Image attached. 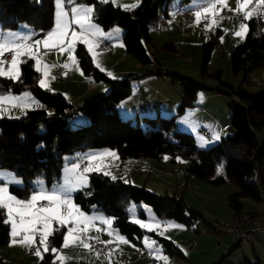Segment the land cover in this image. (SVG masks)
<instances>
[{"label": "trees", "instance_id": "16d2710c", "mask_svg": "<svg viewBox=\"0 0 264 264\" xmlns=\"http://www.w3.org/2000/svg\"><path fill=\"white\" fill-rule=\"evenodd\" d=\"M173 1L140 0V4L131 11H125L112 2L101 4L98 0H76V3L94 5L92 19L103 29L120 27L124 31L126 52L140 64L147 65L152 62L148 50L152 43L149 25L160 10L167 13ZM54 19V0H0V25L4 29L15 30L21 23H26L33 31L44 32L54 26ZM246 23L244 41L230 52L232 72L236 75L243 73L245 79L256 69L264 68V18L253 16ZM214 43V35L211 34L210 39L202 44L203 73ZM75 56L86 76L112 85L110 92L97 93L78 108L89 121L77 128L69 125L68 116L73 107L65 96L39 86L41 76L32 59L20 64L18 79L0 77V94L30 91L45 105V108L29 110L17 119L0 118V168L12 171L24 182L21 187L13 185L11 194L19 198L29 196L34 190L35 179L44 180L46 187L51 188L60 182L67 156L95 148H110L122 160L161 161L167 155L171 156L172 162L177 157L186 160L185 177L193 175L213 185L234 184L237 190L227 198L233 216L242 213L260 215L261 212H244L242 200L250 198L256 203L264 200L260 188V185L264 188V138L259 139L256 135V129L264 125V88L257 92L248 91L241 85L234 88L221 80L220 72L211 73V77L230 91L227 94L232 97L228 104L231 133L208 148H200L192 134L177 130L175 115L170 118L144 116L143 126L138 122L133 124L130 119H122L117 105L130 97L131 80L135 77L129 74L125 79L110 78L96 67L83 44L77 45ZM182 80L185 89L177 114L193 104L197 91L203 87L191 79ZM46 107L53 111L49 113ZM253 177L255 181L250 183L249 179ZM74 202L83 212H99L111 218L113 227L139 249L142 248L143 235L149 234L163 245L165 253L184 258L183 250L172 241L131 222L127 207L132 202L138 206L147 204L158 218L173 219L187 226L202 219L201 214L189 208L181 197L159 196L144 187L134 186L121 178L112 179L101 172L89 174L88 185L74 194ZM140 215L145 217L143 212ZM8 237L9 226L0 223V246L7 243ZM48 244L50 248L61 246V232L50 236ZM236 248L238 246L234 245L230 251ZM39 264H56L54 254L50 250L44 253Z\"/></svg>", "mask_w": 264, "mask_h": 264}, {"label": "rangeland", "instance_id": "374dc122", "mask_svg": "<svg viewBox=\"0 0 264 264\" xmlns=\"http://www.w3.org/2000/svg\"><path fill=\"white\" fill-rule=\"evenodd\" d=\"M116 1L122 5H130L131 2H135V4L138 5L140 4V0ZM207 4L208 0H189L188 2H183V0H174L169 5L167 13L163 10L159 11L157 18L149 25L152 43L148 46V50L152 55V62L147 65L138 64L149 70L148 73L140 75L139 77V79L145 81L146 85H138L136 84L135 79L131 80L132 96L136 95L138 93V89L141 87L143 90L147 91L148 87L153 89L161 88L166 92L159 94L162 97V100H160L158 105L154 106H162L160 114L153 113L142 115L138 119L139 121H137L135 117H130L133 124L138 122L143 126L144 123L142 121V117L144 116H160L170 118L175 115L177 130L192 134L196 139L197 146H201L200 148H208L209 146L219 142L210 141V138H208L209 136L203 134L201 130H205L208 134H211V130L209 128L212 129L222 126L226 129L224 136L231 133V130H229L230 111L228 104L232 100V97L227 94L230 92L229 89L221 85L219 80L211 77V73L214 74L216 72H220L221 80L231 84L234 88H238L241 85L243 88L251 92H257L264 88V68L256 69L252 73L248 74L246 79L243 73L236 75L231 70L230 52L233 48L244 41L247 34L246 31L243 36L235 35L237 31H240V25H247L246 22L248 20L243 17L242 12L237 13L235 11V9H237L238 0H227L226 5L217 4L213 9V12L215 13L214 15L203 12V8L207 6ZM54 5L56 13L55 0ZM84 5L94 6L91 4ZM249 10L252 12L251 17L260 15L264 18V4L260 3V0H252L249 4ZM197 11L201 12L199 23L205 20L210 21L206 27H199V23H197V17L195 15ZM92 22L98 25L95 21H93V19ZM98 26L101 28L104 35L89 37V39L94 41L92 52L94 54L93 56L96 57V60L100 64V68H102V66H107L108 68V65H111L116 57L121 56V53H119L120 50L122 49L125 51V48L122 40L119 41L122 37H116L111 29L106 30L100 25ZM53 27L50 30H52ZM73 27L76 26L73 25ZM112 28L119 29V31L122 30L118 26H114ZM50 30L44 32L38 31V35H42V33L47 34ZM2 31V33L0 32V43L25 44V42H27L26 45H32L31 51L35 53V56L30 58L26 54L21 55L18 58V60L21 61L20 63L18 62L19 70L20 64L26 59H32L35 68H37L36 60L38 59L40 61L39 67L42 69V64L44 62L54 60L59 56H69L67 51L62 52L60 49L56 52L42 51V48H44L42 47V44L39 46L35 45V41L38 40V35L34 38L28 39V37L25 36L24 30L21 32L17 29L12 30L3 28ZM109 33H112V35L108 36ZM70 34L71 33H69V35ZM211 34L214 35L215 43L211 58L207 64L206 72L203 73L201 62L202 44L210 39ZM102 41H109L111 43V48L108 50L101 49L100 43ZM67 42L68 41L66 40L65 43ZM78 44L81 43L77 41L75 48ZM127 57L131 59L133 63H138L130 54H127ZM6 63L8 62L3 63L4 69H7L12 62L10 64ZM127 63L129 64L127 59L122 57V63L119 66L122 68L124 65H127ZM116 70L118 69H112L113 72L110 73L111 75H109L106 71L103 72H105L110 78L115 77L125 79L127 77H124V74L116 72ZM159 71L162 73H157ZM39 73L41 76L40 71ZM41 78L42 76L39 80ZM183 78L191 79L203 87L197 91L196 99L193 104L188 105L185 108V111L177 114L178 108L169 109L168 105L172 103L170 98L174 99L176 97L183 96L185 89L182 80ZM48 80L52 81L54 79L48 78ZM44 88L51 90L47 86ZM110 90L105 93L110 92ZM29 93L32 92L29 91ZM2 95H11L15 97L14 95L8 93L0 94V96ZM19 99L23 102L21 98ZM134 102L136 101L133 98H128L126 102L121 101L117 105V108L121 111L120 117L122 119H128V117L123 115V111L133 108L131 105ZM141 104L138 103L137 106L142 107ZM154 107L144 109H153V111H156V108ZM46 108L49 113L53 111L51 108ZM73 113H75V119L84 115L83 112L78 109L75 110V112H71V114ZM17 116H20L19 110L7 105H5L4 111L0 112V118H19ZM69 118H71V116ZM86 124L88 123H79L77 125L70 123V127L77 128ZM256 135L259 139L264 138V125L256 129ZM197 140L201 143L203 142L205 145H200L201 143L199 144V141ZM106 151L112 152L115 155L98 158L93 160L90 164L87 162L88 156ZM69 158L70 156H67L66 160L68 161ZM175 160V162H172V158L169 155L164 156L161 161H154L152 159L136 160L146 162V164H149L148 166L151 165L154 168V171H152L151 177L147 181L145 187L144 181H142L141 177L138 179V183H134L139 177L135 176L134 174L136 173L133 171L126 170L127 172H125V165L121 167L120 164L123 160L114 150L110 148H95L81 153L78 159H75L74 163H71L69 167L67 162H65L64 167L62 168L60 182L56 183L51 188H47L44 180L42 179H35L33 181V186L34 188L41 187L44 190H52L55 187L57 191L62 192L64 187H67L75 182V174L72 172L73 164L79 163L81 165L83 163H87L86 166L89 168V171L85 173L87 185L89 183L90 173L106 172L112 179L113 177L114 179L121 178L129 183L130 180L128 177H130L132 179L131 182L134 183H131L132 185L144 187L146 190L159 196L175 195L176 197H181L189 208L196 210L202 216V219L198 220V222L192 226H187L186 224L173 219L158 218L153 209L147 204H141L138 206L133 202L130 203L127 207V215L131 222L133 220H140L154 225L159 224L160 226L154 231L145 230L148 232H155L159 236L172 241L177 247L183 250L186 255L185 258L165 253L163 251V245L158 242L155 245L154 250L150 251L149 248L145 246V239L157 240L149 234L143 235L142 248L139 249L123 234H121L118 229L114 228L113 225L106 226V230H104V225L100 224L98 221V223H95L94 225L91 223L87 226L80 225L76 230V234L79 235L86 243H88L89 240H97L101 243L110 242L108 244L115 245V249L109 252H99L91 248L85 249L79 244L68 248H63L62 244L59 247L53 246L58 249V252L54 255V261L56 264H244L246 262V258L251 260L252 257H255L248 244H243L230 252L229 250L235 245L233 238L230 235V237L225 234L219 235L215 230L217 221L233 217V211L228 204L227 198L230 193L237 190L234 184L225 183L221 185H213L208 181L199 179L193 175L185 177L188 161L178 157ZM131 167L132 165L130 168ZM0 171L15 176V174L10 170L0 168ZM78 171L83 172L80 168ZM18 179L21 182L18 186H23L24 184L22 179L19 177ZM249 181L250 183H253L255 181V177L249 179ZM260 188L264 197V188L261 185ZM76 192L73 193V197ZM242 201L244 212H262L264 210V200L261 203H256L250 198H244ZM62 211L67 213L68 209L65 208ZM141 212L145 214V217L140 215ZM84 213L89 217L95 216L109 218L99 212ZM167 225L173 226L165 227ZM72 226V224L68 225V227ZM54 227H58V225L54 224ZM97 229L100 230L98 231ZM113 230H115L118 235L113 233ZM66 231L67 229L65 228V232ZM98 234H101V237H99ZM120 236L124 237L128 243L122 242L119 239ZM192 243L195 244V248L188 249V246ZM257 246L260 247L259 244H257ZM36 247H40L41 257L43 258V254L46 252L44 251L43 246L39 245V237L36 238V243L31 246L22 245L21 243L13 244L9 226V237L7 243L0 246V264H37L36 262L42 258L35 255ZM194 250L195 252L193 253L192 251ZM143 251L148 252L147 257H141V252ZM259 253L260 254H258L257 257L261 262L259 264H264V249L260 250ZM58 256H64L66 259L60 261L57 259Z\"/></svg>", "mask_w": 264, "mask_h": 264}, {"label": "snow or ice", "instance_id": "6c2138e0", "mask_svg": "<svg viewBox=\"0 0 264 264\" xmlns=\"http://www.w3.org/2000/svg\"><path fill=\"white\" fill-rule=\"evenodd\" d=\"M101 4L109 2L115 3L116 0H98ZM227 0H208L207 6L203 8V12L206 14H215L213 9L217 4L226 5ZM252 0H238L237 13L243 14L245 19H250L252 12L249 10V4ZM56 13L55 23L52 30H50L44 37L43 40H36L35 45L39 46L44 44L47 46L50 42L59 45L60 50L67 51L69 53L68 59L72 64L77 66L79 70L78 58L73 56L72 53L75 51V45L77 41L81 44L86 45V52L91 54L93 51L94 41L89 37L101 35L103 32L101 28L92 22V15L94 13V6L77 4L76 0H55ZM260 3L264 4V0H260ZM138 4L124 5L125 11H129ZM197 17V23H199L201 12L195 13ZM75 25L76 27H73ZM78 29V31H77ZM119 32V29H115ZM247 31V25L241 24L240 31L235 33L236 36H243ZM69 33H71L69 35ZM109 33L108 36H111ZM68 41L65 43V41ZM32 45L26 44H6L0 43V77H6L10 80L18 79L20 72L18 67V58L21 55H28L30 58L35 56V53L31 51ZM12 53V63L8 69L3 68V60L5 52ZM93 62L98 68L100 64L96 60V57H92ZM26 62V61H25ZM36 70L41 71L39 65L40 61L36 60ZM64 68H68V64L62 65ZM45 71L43 75L48 76L49 66L45 65ZM104 71L103 68H100ZM83 75V72H81ZM109 75H111L109 73ZM115 78V77H113ZM40 87H46L45 79L39 80ZM5 105L9 107H17V98L11 95L0 96V112L4 111ZM112 152L98 153L87 157V162L90 164L93 160L104 156H113ZM80 164H73L72 172L75 174V182L71 185L64 187L63 191H57L55 187L52 190H44L41 187H36L32 193L25 198H18L16 195L11 194L10 188L13 185H19L21 182L15 180L11 174L0 171V223L10 226V236L12 243H21L22 245L31 246L36 243V238L39 237V245H42L45 252L51 251L52 254L58 252L57 248H50L48 244L49 237L54 235L55 232H61L62 235V247L68 248L79 244L85 249H90V245L86 243L79 235L76 234V230L80 225L87 226L88 224H95L99 221L100 224L105 226H111L113 220L105 217H89L87 216L74 202L73 193L82 190L87 186L85 173L89 171L86 166L83 172L78 171ZM219 171V169H218ZM108 175V173H104ZM7 177V178H6ZM114 179V177H113ZM40 201H47V204H39ZM67 208L68 211L65 213L62 211ZM133 223L139 224L140 227L147 229L148 231H154L159 224L146 223L140 220H133ZM58 225V227H54ZM72 224V227H68ZM39 226V227H38ZM173 225H167L165 227H172ZM67 229L66 232H62V229ZM98 231L100 229H97ZM113 233H118L113 230ZM109 233V234H113ZM19 238V239H18ZM119 239L128 243V241L120 236ZM108 244L110 242H103ZM145 246L149 250H154L157 241L145 239ZM35 255L41 257L40 247L35 248ZM42 258V257H41ZM58 260L63 261L66 259L64 256H58Z\"/></svg>", "mask_w": 264, "mask_h": 264}, {"label": "crops", "instance_id": "0c3cea01", "mask_svg": "<svg viewBox=\"0 0 264 264\" xmlns=\"http://www.w3.org/2000/svg\"><path fill=\"white\" fill-rule=\"evenodd\" d=\"M137 1H139V0H137ZM136 3H138V2H136ZM113 4L116 5V6H120L122 9H124L123 8L124 5L118 3L117 1L115 3H113ZM133 4H135V2H131L130 3V5H133ZM54 23H55V20H54ZM25 24L26 23L20 24L19 28H17V30H20L21 32L24 30L25 31V36L28 37V39L29 38H34V37H36L39 34V32L33 31L32 28L28 24H26V25ZM0 27H1L0 32L2 33L3 32L2 31L3 28H2L1 25H0ZM110 29L112 30V32H114L113 34H115L116 37H122V39H120L119 41L122 40V42H123V33H124V31L121 30L119 32H116V31H113L115 29L112 28V27L109 28V30ZM106 30H108V29H106ZM30 32H31V34H30ZM149 32H150V30H149ZM45 35H46V33H42V35H38L37 38L40 39V40H43ZM26 41H28V40H26ZM26 43L27 42H25V44ZM42 47H44V48H42L43 49L42 51H44V52L45 51L56 52V51H58L60 49L61 46L55 45V44L50 42L47 46L42 44ZM124 50L125 51H123L122 49L120 50L119 53H121V56L116 57L113 60L112 64L108 65V68H107V66H102V68L107 73H111V72H113L112 69H114V68L116 69L117 68L119 71L116 70V72L124 74L125 75L124 77L128 76L129 74H132L133 77H135L134 79L136 80L135 81L136 84L145 86L146 85L145 81L142 80V79H139V77H140V75H144V74L148 73L149 70H147V69L141 67L140 65H138L140 63L136 59L135 60L138 63H133L131 61V59H129L127 57V54L129 55V53L126 52V49H124ZM5 53H7V51ZM72 55L75 56V51L72 53ZM91 55L93 57V55H94L93 52H92ZM111 56H112V54H111ZM122 57L124 59H127L129 64L127 63V65H124L121 68L119 65H121V63H122ZM24 58H26V57H24ZM11 62L12 61H10V62H8L6 64H10ZM20 62L21 61H19V63ZM64 64H68V68L62 67V65H64ZM45 65L49 66V69H47L48 70V76L47 77H45L43 75V72L46 70L45 69ZM2 66H4V65H2ZM56 67H62L63 68V72L61 74H56L54 72V69ZM7 69H8V67H7ZM19 72H20V70H19ZM40 72H41V76H42L41 79H45V81H46V86L48 88H50L52 91H56V92L62 93L65 96L67 102L73 107V109H72L73 112H75V110H77L79 107H81L88 98L94 96L97 93H100V92L105 93L106 91H109L110 89H112V85L109 84V83L94 81L90 77L86 76L84 73L82 75L81 74L82 71H81L80 67H79V70H77V66L72 64V62L68 59V56H59V57H56L54 60L44 62L42 64V69H41ZM19 77H20V75H19ZM48 78H53L54 80L49 81ZM113 79H121V78H113ZM162 92L164 93L165 91L163 89H161V88L153 89V88L148 87V91H147V90H143V88L141 87L140 89H138V93L136 94L137 96L136 95L132 96V93H131L130 96H132V97H128V98H131V99L133 98L136 102H134L131 105L133 108H130L128 110L123 111V115L128 117V119H130V117H135L136 120L139 121L138 119L142 115H148V114H153V113L160 114L161 111H162L161 110L162 106L161 107H154V106L158 105L160 103V100H162V97L159 95ZM8 94H12V95L15 96V98H17V104L19 106L12 107V108H16V109L19 110L20 116H17L19 118L21 116H23L29 110L37 109V108H45V105L43 103H41L32 93H29V91H23L21 93H8ZM19 98H21L23 100V102H21ZM127 99H125L123 101L126 102ZM143 100L151 102L152 105H150V106L142 105L141 103H142ZM170 100L172 101V103L170 105H168V108L169 109H177L178 106L180 105V103L182 102V96L176 97L174 99L170 98ZM138 103L141 104L142 107H138L137 106ZM153 107L156 108V111H153V109H144V108H153ZM117 109H118L119 115H121L120 114L121 113L120 109L119 108H117ZM123 110H124V108H123ZM184 111H185V109H184ZM71 112H70V114L68 116L69 125H70V123H73V124L77 125L79 123H85V122L87 123L89 121L88 118L86 116H84V115L82 117L80 116L78 119H75L74 118V114L75 113L71 114ZM70 116H71V118H69ZM12 119H17V118H12ZM209 129L211 130V134H209L208 138H210V141H212V142L220 141L224 137V135L226 133V129L223 128L222 126H218V127L212 128V129L209 128ZM229 130H230V127H229ZM197 141H199V140H197ZM200 143L201 142L199 141V144ZM200 145H205V144H203V142H202ZM202 147H204V146H202ZM80 155H81V153L80 154H75V155L70 156L68 161L65 160V162H67V164H68V167H69V165L71 163H74V160L78 159V157ZM131 160H133V159H126V160L121 161V163H120L121 167H123L125 165L124 166L125 172H127L126 170H130V171H133L134 173H136L134 175L139 177V178H137L136 182H134V183H138L137 181L141 177V179H142V181H144V184H145V187H146L147 181L151 177V173H152V171H154V168L151 165L148 166L149 164H146V162L136 161V160L131 161ZM135 164H137V165L138 164L147 165L148 168L147 169H143V170H132L130 168V166L131 165H135ZM143 172H146V173H143ZM11 176L14 177L15 180L19 181L18 176H16V175L15 176L11 175ZM128 179L130 180V183H133V182H131L132 179L130 177H128ZM23 184H24V182H23ZM16 186H18V185H16ZM262 197H263V194H262ZM96 223H98V221ZM104 230H106V226L105 225H104ZM98 236L101 237V234H98ZM226 236L230 237L229 235H226ZM257 244H259L260 247H258ZM248 246L251 248L252 254L255 257L251 258L252 261L249 260V258L248 259L246 258L245 259L246 260L245 263H250V264H259V263H261L260 260L257 257H258V254H260L259 251L264 249V236L260 237L255 243L249 244ZM192 252L194 253L195 250L192 251ZM185 257H186V255H185ZM41 260L42 259L38 260V262H36V263L39 264L41 262Z\"/></svg>", "mask_w": 264, "mask_h": 264}, {"label": "built area", "instance_id": "2783aa9c", "mask_svg": "<svg viewBox=\"0 0 264 264\" xmlns=\"http://www.w3.org/2000/svg\"><path fill=\"white\" fill-rule=\"evenodd\" d=\"M210 21L205 20L199 23V27H206ZM100 48L104 50H108L111 48V43L109 41H102L100 43ZM12 59L11 53H5L2 57L3 63L9 62ZM56 74H61L63 72L62 67H56L54 69ZM142 104L144 106L152 105L151 102L143 100ZM203 134L209 136V134L205 130H201ZM87 163H83L80 165V169L84 170ZM133 170H143L147 169V165L136 164L132 165L131 167ZM39 204H47V201H42ZM215 230L219 235H230L235 245L238 247L243 244H253L255 243L260 237L264 236V210L258 216H252L247 213H242L232 218H224L220 221L216 222ZM88 244L90 248L99 251V252H109L115 249V245L113 244H103L97 240H89ZM195 247V244L192 243L188 246V249H192ZM148 252L143 251L141 252V257H147Z\"/></svg>", "mask_w": 264, "mask_h": 264}]
</instances>
